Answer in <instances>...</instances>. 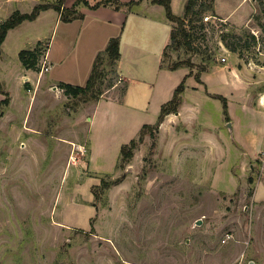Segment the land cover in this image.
Returning <instances> with one entry per match:
<instances>
[{
    "label": "rangeland",
    "instance_id": "rangeland-1",
    "mask_svg": "<svg viewBox=\"0 0 264 264\" xmlns=\"http://www.w3.org/2000/svg\"><path fill=\"white\" fill-rule=\"evenodd\" d=\"M238 1L216 0L223 12ZM250 1L263 15L264 0ZM186 2L175 0L174 12ZM36 3L0 0V18ZM253 9L241 3L234 18L245 22ZM188 28L191 45L169 46L164 65L190 61L176 69V87L188 70L212 73L207 83L188 76L179 111L143 138L175 91L167 97L159 68L125 59L121 77L105 62L94 114L99 99L48 81L65 79L59 10L10 34L0 60V94L2 85L11 99L0 114V264H264V28L209 12ZM39 42L38 69L24 78L19 53ZM48 48L51 69L41 75Z\"/></svg>",
    "mask_w": 264,
    "mask_h": 264
},
{
    "label": "crops",
    "instance_id": "crops-1",
    "mask_svg": "<svg viewBox=\"0 0 264 264\" xmlns=\"http://www.w3.org/2000/svg\"><path fill=\"white\" fill-rule=\"evenodd\" d=\"M75 1L76 0H70L69 2V0H65L64 6L71 7ZM174 1L175 0H172L173 11H175ZM13 2H29V0H11V3ZM35 2L38 4L40 2L54 1L35 0ZM90 2L93 3L92 0H90ZM244 2H250L254 7L253 11H256L254 2L250 0H239L238 4L227 12L221 11L220 6L217 5L215 0V11L221 19L245 24L249 21L255 11L251 13L247 19L245 18V22H238V20L234 18V11L238 5ZM49 9L42 10L36 19L25 20L18 26L9 30L6 39L2 44L0 60L4 57L5 44L7 43L10 34L27 21L35 22L39 20ZM77 9L78 13H83L84 15L75 17L70 21H65V79H51L48 77L49 82L54 83L55 81H66L74 84H86L93 70L94 61L98 53L106 49L111 37L119 35L121 37V57L118 63V70L121 77L123 76L122 66L125 59V61L132 66L141 65V67L159 68L161 74L171 83L167 97L172 95L180 77L174 75L176 74V69H170L167 66H163L164 52L167 45L171 42V32L174 25V22L167 17L166 9L163 4L155 3L152 0H141L136 8L130 10H128L127 7L117 9L115 6L109 4H102L97 7L82 5L77 6ZM184 12L185 10L178 15H183ZM242 17L244 18L245 16ZM70 36L79 40L80 44L78 47L75 46L73 48V46H71V43L68 40ZM47 50H49L50 58V49L48 48ZM5 67L7 68L6 65ZM33 71V68H28L24 65L19 67V72L24 75V78L29 76L32 79ZM189 72L190 71L188 70V73ZM217 72L222 78H225V75H228L224 71ZM210 73L212 72H206L202 76L205 83H207L206 77L207 75H210ZM193 76L194 75H190L189 78H193ZM116 84H114L113 87ZM197 84L198 86L202 85V83L199 82ZM0 97V99L3 98L2 93L0 94ZM99 102L100 99L93 105L94 114L98 109ZM94 114L92 118L89 117L92 121Z\"/></svg>",
    "mask_w": 264,
    "mask_h": 264
},
{
    "label": "trees",
    "instance_id": "trees-1",
    "mask_svg": "<svg viewBox=\"0 0 264 264\" xmlns=\"http://www.w3.org/2000/svg\"><path fill=\"white\" fill-rule=\"evenodd\" d=\"M65 0H59L58 2H40L34 6V8L29 12H23L21 10H15L8 18L0 20V55L2 53V44L6 39V36L9 30L13 27L18 26L25 20H34L36 19L42 10H46L49 8H55L59 10L61 13V17L65 19V21H70L75 17L83 16V13H78L77 6L81 3L82 5H89L93 7L104 5H113L117 9L122 7H127L128 10L136 8V5L140 3L141 0H130V1H122V0H97L95 3H91L90 0H76L75 3L71 7L64 6ZM155 3H161L165 6L167 17L173 22H177L178 25H173V29L171 32V42L167 45L164 56L167 54V48L169 46H181L184 43H188L191 45V32L189 31L188 24L193 23V21L202 18L205 12H209L211 16L216 17L215 11V0H203L200 2L199 0H187L185 6V12L183 15H178L173 11L172 0H153ZM252 17L257 20L258 24L264 28V11L263 15L261 13L255 12ZM223 38L226 40L227 33H224ZM232 47V46H231ZM235 48V47H234ZM43 52V48L41 42L38 45L22 49L19 53L20 59L24 66L28 68L38 69L40 56ZM163 56V66L165 63V59ZM121 57V37L119 35L111 37L109 43L105 50L100 51L95 58L93 70L86 84H74L72 82L61 81L60 85L65 89V92L69 95L73 96H82L89 95L96 97L99 99L103 90L101 88V82L105 77L106 71L103 67L105 62H109L115 70L118 69L119 59ZM190 66V61L188 60H178L173 64L168 65L167 67L170 69H177L179 67H188ZM202 70H206V67L202 68ZM193 75V71H190L182 82L176 87L174 91L173 97L167 102L162 104L160 114L158 116L157 121L154 124L146 123L143 125L140 131V136L143 138L147 132H154L155 129H158L161 123L165 120L167 114L171 112H178L181 104L183 103V92L185 90V82L188 76ZM195 77L198 81L202 82L201 73L196 72ZM1 90L3 94H6L4 98L1 99L0 104V114L4 113V108L10 104V97L2 88ZM224 101V109L225 112L228 113V99L223 95H219ZM148 129V131L146 130ZM137 145L136 138L131 139L129 143H124L121 148L120 159L123 162L129 161L134 155V148ZM121 181V178L113 180V183H118ZM111 183L107 180H103V186H108Z\"/></svg>",
    "mask_w": 264,
    "mask_h": 264
},
{
    "label": "built area",
    "instance_id": "built-area-1",
    "mask_svg": "<svg viewBox=\"0 0 264 264\" xmlns=\"http://www.w3.org/2000/svg\"><path fill=\"white\" fill-rule=\"evenodd\" d=\"M206 18H209V16L207 15ZM47 51H48V50H47ZM46 53H47V54H45V56H44V58H43L41 74H43L44 72L50 70L49 52H46ZM222 59H223V60H226V57L223 56Z\"/></svg>",
    "mask_w": 264,
    "mask_h": 264
},
{
    "label": "water",
    "instance_id": "water-1",
    "mask_svg": "<svg viewBox=\"0 0 264 264\" xmlns=\"http://www.w3.org/2000/svg\"><path fill=\"white\" fill-rule=\"evenodd\" d=\"M232 125V123L231 122H229V126H231ZM199 222H201V221H199Z\"/></svg>",
    "mask_w": 264,
    "mask_h": 264
}]
</instances>
